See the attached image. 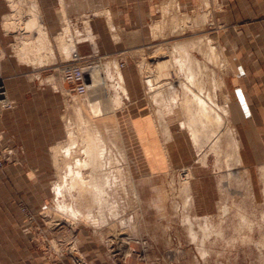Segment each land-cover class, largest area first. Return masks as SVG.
I'll return each instance as SVG.
<instances>
[{
	"label": "rangeland",
	"instance_id": "obj_1",
	"mask_svg": "<svg viewBox=\"0 0 264 264\" xmlns=\"http://www.w3.org/2000/svg\"><path fill=\"white\" fill-rule=\"evenodd\" d=\"M17 5L9 49L22 78L56 93L64 135L14 203L22 248H0V264H264V123L234 121L247 110L233 103L228 59L212 27L190 24L206 12L168 7L154 41L89 58L97 72L76 95L60 68L78 24L62 10L52 37L38 0ZM205 36L211 52L192 45ZM180 45L187 55H172Z\"/></svg>",
	"mask_w": 264,
	"mask_h": 264
},
{
	"label": "crops",
	"instance_id": "obj_2",
	"mask_svg": "<svg viewBox=\"0 0 264 264\" xmlns=\"http://www.w3.org/2000/svg\"><path fill=\"white\" fill-rule=\"evenodd\" d=\"M38 2L45 15L46 30L52 37L60 27L62 10L67 18L78 24L76 50L82 57L119 56L120 53L129 56L131 52L138 51L154 41L151 26L162 20L163 12L168 7L173 10L178 7L188 12H206L207 15L201 14L205 16L204 24L206 22L212 27L223 55L229 62L227 75L232 87L233 103L247 110L245 115L238 116L236 113L238 117L234 121L252 122L256 128L262 127L264 0ZM7 12V1L0 0V72L5 77L4 101L10 104V107L0 106V149H4L12 160L0 169V248L19 250L22 248V228L14 203L19 199L29 200L32 193L30 188L39 185V174L36 172L52 168L51 149L59 142L57 139L63 137L64 124L59 115L61 102H56L54 90L49 85L32 83L22 78L24 67L11 53V37L3 27ZM243 132L242 136L246 137L247 131L244 129ZM10 186H14V192L7 190ZM34 197L37 194L34 193Z\"/></svg>",
	"mask_w": 264,
	"mask_h": 264
},
{
	"label": "bare ground",
	"instance_id": "obj_3",
	"mask_svg": "<svg viewBox=\"0 0 264 264\" xmlns=\"http://www.w3.org/2000/svg\"><path fill=\"white\" fill-rule=\"evenodd\" d=\"M20 1L30 2L31 4L34 3V0H16L15 2H14V0H9V6L11 7V10L14 13L13 14V17L15 15H16V17L15 18L11 17L8 20H6V23L4 25H5V30L7 32L21 31L23 29V28H20L19 27V23L21 21L19 20L18 15H17L18 14V5L17 4ZM31 12H32L31 13L32 16L36 19L37 18V15H36V13H33V12H36V10L33 9V10H31ZM183 17H185V16L182 15V18ZM34 18H33V20H34ZM187 19H189V18H187ZM187 19H186V21H187ZM182 21L184 22L185 19H183ZM204 21H205V16L204 15H197L195 18H193V19L190 20V24H192V25L194 24L196 27H199L200 28V27H202L204 25ZM155 29L157 30L158 27L155 26ZM205 37H204V39L201 38V39L197 40V41H199L197 43H194L193 42L192 45L195 48H197L198 50L200 49L203 52L204 51L211 52L213 50V44H214V41L216 40V38H215V36H213V37H206V38ZM172 53H173L172 55H176V57H178L177 56L178 54H182V53H183L182 55L184 56V55H187L186 53H188V49L185 48L184 45H180V46H177L176 48H174L173 51H172ZM203 54H205V53H203ZM207 55L209 56L210 53H208ZM160 56H161V54H160ZM183 61H184V64H186L187 61H185V59ZM186 68L189 69L188 64H186ZM83 72H84V76H85V80H86V86L89 89V86H90V77H89V74L91 75L93 72H94V74L97 72L96 65L93 64V63L88 64L87 67L83 69ZM197 100H198V98H197ZM201 102H202V100H201Z\"/></svg>",
	"mask_w": 264,
	"mask_h": 264
},
{
	"label": "built area",
	"instance_id": "obj_4",
	"mask_svg": "<svg viewBox=\"0 0 264 264\" xmlns=\"http://www.w3.org/2000/svg\"><path fill=\"white\" fill-rule=\"evenodd\" d=\"M89 58H91V56L82 57L77 53V51H72L71 60L60 68V74L63 82L67 83L69 85V91L76 95H84L88 91L83 69L90 64V61H88ZM82 64H86V66L81 67ZM4 100L5 89L0 79V106L10 107V104L7 102L5 103ZM8 157L9 154L4 149H0V169L6 165Z\"/></svg>",
	"mask_w": 264,
	"mask_h": 264
}]
</instances>
